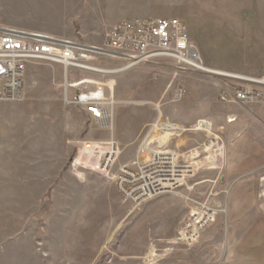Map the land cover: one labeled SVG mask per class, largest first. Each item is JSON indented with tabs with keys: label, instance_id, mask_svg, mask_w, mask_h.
<instances>
[{
	"label": "rangeland",
	"instance_id": "rangeland-1",
	"mask_svg": "<svg viewBox=\"0 0 264 264\" xmlns=\"http://www.w3.org/2000/svg\"><path fill=\"white\" fill-rule=\"evenodd\" d=\"M135 18L179 19L217 74L168 58L126 67L95 55V70L66 73L29 62L23 98L0 101V264H264V103L218 100L229 75L262 72L264 0H0V25L98 48L111 25ZM98 90L111 102L107 127L73 100ZM159 118L187 129L166 152L190 172L177 189L128 197L115 177L151 158L138 151ZM214 135L220 151L207 150ZM201 204L212 221L178 241Z\"/></svg>",
	"mask_w": 264,
	"mask_h": 264
},
{
	"label": "built area",
	"instance_id": "built-area-1",
	"mask_svg": "<svg viewBox=\"0 0 264 264\" xmlns=\"http://www.w3.org/2000/svg\"><path fill=\"white\" fill-rule=\"evenodd\" d=\"M102 54L127 62L126 67L168 58L180 70L191 69L199 73L217 74L215 70L204 68L198 48L188 37L185 26L179 19H122L106 31L102 48L0 25V101H19L23 98L24 76L27 65L32 60L61 65L65 72L70 71V68L93 71L95 68L89 62L95 55ZM228 77L231 80L219 88L220 102L228 105L264 103V63L262 72L257 77ZM73 98L100 125L108 119L106 105L100 102L102 96L95 97L88 93L86 97H82L79 92ZM230 119L234 120L228 118L227 122L230 123ZM215 143L210 146L213 151L217 149L214 147ZM143 150L151 152L149 160L138 164L136 168L122 167L116 175V183L121 192L128 197L137 196L136 199L139 200L172 191L184 183L190 170L188 166L180 163L176 153L152 151L145 147L140 152ZM106 154L105 158L112 157L111 152L107 151ZM212 219V209L201 204L183 221L178 232V241L190 244Z\"/></svg>",
	"mask_w": 264,
	"mask_h": 264
},
{
	"label": "bare ground",
	"instance_id": "bare-ground-1",
	"mask_svg": "<svg viewBox=\"0 0 264 264\" xmlns=\"http://www.w3.org/2000/svg\"><path fill=\"white\" fill-rule=\"evenodd\" d=\"M64 71H65V68L63 67ZM66 73V72H65ZM69 85V84H68ZM90 94H93L95 95V97L97 96H102L103 98L101 99V103L105 104L106 105V108L108 110V117L111 116L110 113H109V104H111V102H108L107 99L104 98V93L102 90H98V91H95V92H90ZM88 95V93H82L81 96L82 97H86ZM230 121L232 122L233 120L230 119ZM102 125L104 127H107V123L106 121H104L102 123ZM186 128L182 127V126H177L173 123H170V122H164L162 121L160 118L157 119V121L152 125L151 129L149 130V132L147 133L146 137L144 140L141 141L140 145L141 147H143L142 145H144L146 148H149V149H155L157 151H168L170 149H167L166 145L167 144V141L170 140V137L171 136H174V135H179L181 132H183ZM187 130V129H186ZM190 130V129H189ZM195 130H198L197 128L193 129V131ZM157 131H160L162 132L161 134H154L155 132ZM216 138H218L217 136L214 135V137H212V140H208V142L206 143L208 146H207V150L210 149V146L212 145V143H215ZM215 140V141H214ZM152 144H155L153 145V147L151 148L150 146ZM214 147H216L217 149L215 151H220L222 150V147L219 146V142L215 143L214 144ZM109 152H115V150H113V147L110 146L109 149H107ZM140 150L138 151V154H139ZM172 152V151H170ZM216 156V155H215ZM212 157H214L213 154H209V156H207V160L206 162L207 163H210L212 164ZM211 161V162H210ZM204 162V161H203ZM201 164V163H200ZM208 165V164H205V163H202V165ZM192 167V166H191ZM195 168V167H194ZM214 168V167H213ZM193 171V170H192ZM185 182V181H184ZM182 185V184H181ZM263 194H264V191H263ZM216 214V212H215ZM149 256L151 257H154L155 256V252L151 251V253L149 254ZM145 264H156L155 260H153V258H148L147 262H145Z\"/></svg>",
	"mask_w": 264,
	"mask_h": 264
},
{
	"label": "crops",
	"instance_id": "crops-1",
	"mask_svg": "<svg viewBox=\"0 0 264 264\" xmlns=\"http://www.w3.org/2000/svg\"><path fill=\"white\" fill-rule=\"evenodd\" d=\"M234 3H235V2H234ZM140 15L143 16V15H146V13H144V11H142V12L140 13ZM191 40H192V42L196 45V47L198 48V50H199V52H200V55H202V54H201V50L199 49L198 44L196 43V41H195L194 39H192V38H191ZM259 196H260V194H259Z\"/></svg>",
	"mask_w": 264,
	"mask_h": 264
}]
</instances>
